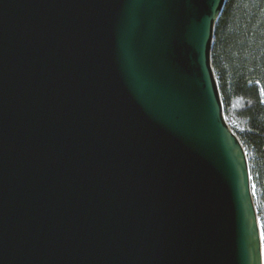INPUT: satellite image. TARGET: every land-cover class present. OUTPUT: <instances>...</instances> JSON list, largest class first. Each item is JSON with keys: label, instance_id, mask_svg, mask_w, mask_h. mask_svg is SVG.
<instances>
[{"label": "water", "instance_id": "water-1", "mask_svg": "<svg viewBox=\"0 0 264 264\" xmlns=\"http://www.w3.org/2000/svg\"><path fill=\"white\" fill-rule=\"evenodd\" d=\"M224 3L0 0V264H264Z\"/></svg>", "mask_w": 264, "mask_h": 264}, {"label": "trees", "instance_id": "trees-1", "mask_svg": "<svg viewBox=\"0 0 264 264\" xmlns=\"http://www.w3.org/2000/svg\"><path fill=\"white\" fill-rule=\"evenodd\" d=\"M211 61L226 121L247 151L264 241V0H225Z\"/></svg>", "mask_w": 264, "mask_h": 264}, {"label": "rangeland", "instance_id": "rangeland-1", "mask_svg": "<svg viewBox=\"0 0 264 264\" xmlns=\"http://www.w3.org/2000/svg\"><path fill=\"white\" fill-rule=\"evenodd\" d=\"M259 222H260V221H259ZM260 228H261V234H262V245H263V247H264L263 233H262V224H261V222H260Z\"/></svg>", "mask_w": 264, "mask_h": 264}, {"label": "bare ground", "instance_id": "bare-ground-1", "mask_svg": "<svg viewBox=\"0 0 264 264\" xmlns=\"http://www.w3.org/2000/svg\"><path fill=\"white\" fill-rule=\"evenodd\" d=\"M262 256L264 257V247L262 248Z\"/></svg>", "mask_w": 264, "mask_h": 264}]
</instances>
